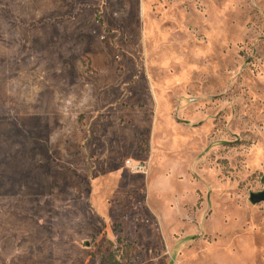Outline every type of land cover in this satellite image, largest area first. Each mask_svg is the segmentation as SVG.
Returning <instances> with one entry per match:
<instances>
[{
    "label": "rangeland",
    "instance_id": "obj_1",
    "mask_svg": "<svg viewBox=\"0 0 264 264\" xmlns=\"http://www.w3.org/2000/svg\"><path fill=\"white\" fill-rule=\"evenodd\" d=\"M263 191L264 0H0V264H264Z\"/></svg>",
    "mask_w": 264,
    "mask_h": 264
},
{
    "label": "water",
    "instance_id": "obj_2",
    "mask_svg": "<svg viewBox=\"0 0 264 264\" xmlns=\"http://www.w3.org/2000/svg\"><path fill=\"white\" fill-rule=\"evenodd\" d=\"M251 202L254 204H258L264 201V191L261 193H257V194H252L251 195ZM88 246V244H87Z\"/></svg>",
    "mask_w": 264,
    "mask_h": 264
},
{
    "label": "built area",
    "instance_id": "obj_3",
    "mask_svg": "<svg viewBox=\"0 0 264 264\" xmlns=\"http://www.w3.org/2000/svg\"><path fill=\"white\" fill-rule=\"evenodd\" d=\"M127 165H128L130 168H132L134 171H137V172H139V171L142 172V171L145 170V168H144L143 166H141V165H132L130 162H128Z\"/></svg>",
    "mask_w": 264,
    "mask_h": 264
}]
</instances>
